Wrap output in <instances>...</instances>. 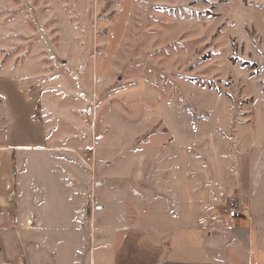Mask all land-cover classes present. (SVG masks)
I'll return each mask as SVG.
<instances>
[{
  "label": "rangeland",
  "instance_id": "1",
  "mask_svg": "<svg viewBox=\"0 0 264 264\" xmlns=\"http://www.w3.org/2000/svg\"><path fill=\"white\" fill-rule=\"evenodd\" d=\"M2 78L39 89L48 137L46 152L30 148L17 164L29 218L0 221V264H114L123 219L153 208L135 199L151 197L154 176L175 180L161 169L169 156H150L159 143L144 146L166 131L150 109L162 105L164 118L172 105L205 119L216 152L236 161L228 176L264 242V0H0ZM138 81L146 129L108 105ZM121 93L115 106L137 111L139 93ZM207 225L219 245L234 244L216 218Z\"/></svg>",
  "mask_w": 264,
  "mask_h": 264
},
{
  "label": "crops",
  "instance_id": "2",
  "mask_svg": "<svg viewBox=\"0 0 264 264\" xmlns=\"http://www.w3.org/2000/svg\"><path fill=\"white\" fill-rule=\"evenodd\" d=\"M113 38L111 34L110 40ZM114 44V41H110V47ZM1 80L0 221L12 223L20 221V215L21 220L29 218L27 210L20 213V206L25 207L29 202L19 199L21 189L17 181V164L27 163L26 151L30 148L46 152L48 134L44 123L35 116L43 99L39 89L29 90L25 94L15 81L7 78ZM116 92V95L121 92L139 93L138 110L134 112L115 106ZM146 103V86L140 81L114 90L108 98V105L118 118L129 126H142L141 129H146L147 123L154 121L153 115L150 119L145 117L148 109ZM162 107L150 109L152 112L160 111L158 123L166 131L151 135L144 146L159 143L151 150L150 156L155 152L156 155L169 156L170 162L160 168L163 171L172 169L175 180L161 181L162 176L160 179L154 176L151 197L135 199L136 202L149 203L153 208L139 210L129 221L123 219L124 224L118 231L121 244L113 252L114 264H264V242L259 244L252 214L245 211V203L228 176V173L237 175L236 161L228 159L226 152H216L220 148V141L216 140L214 133L205 135L207 123L200 118V113L195 114L199 117L197 120L185 107L169 105L172 110L164 118ZM32 131L37 138L34 144L31 142ZM144 134L145 130L140 131V136ZM211 151H215L216 156H210ZM20 180L25 181L24 175ZM161 193L163 195L160 197ZM235 199L237 205L243 208L236 209L240 215L232 219L224 213L227 208L222 207ZM215 209H218L217 215ZM209 210L212 214H209ZM212 217L228 231L233 245L217 243L218 237L213 233L215 229H209L207 225ZM112 239L114 242L115 237Z\"/></svg>",
  "mask_w": 264,
  "mask_h": 264
},
{
  "label": "built area",
  "instance_id": "3",
  "mask_svg": "<svg viewBox=\"0 0 264 264\" xmlns=\"http://www.w3.org/2000/svg\"><path fill=\"white\" fill-rule=\"evenodd\" d=\"M224 213H226L227 214V216L229 217V218H238L239 217V212L236 210V209H231V210H227V209H225L224 210Z\"/></svg>",
  "mask_w": 264,
  "mask_h": 264
}]
</instances>
